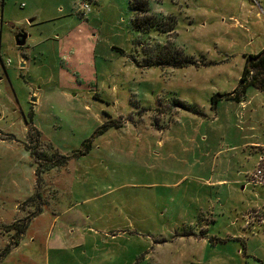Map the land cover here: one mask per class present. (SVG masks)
<instances>
[{"label": "rangeland", "instance_id": "obj_1", "mask_svg": "<svg viewBox=\"0 0 264 264\" xmlns=\"http://www.w3.org/2000/svg\"><path fill=\"white\" fill-rule=\"evenodd\" d=\"M92 1L0 4V264H264V0Z\"/></svg>", "mask_w": 264, "mask_h": 264}, {"label": "trees", "instance_id": "obj_2", "mask_svg": "<svg viewBox=\"0 0 264 264\" xmlns=\"http://www.w3.org/2000/svg\"><path fill=\"white\" fill-rule=\"evenodd\" d=\"M4 0H0V4L3 3ZM132 5L138 9L140 12L133 18V22L136 28L141 30H147L150 27L158 28L160 21L162 19L158 16H154V14H150L148 12V0H133ZM157 19V20H156ZM166 48V47H164ZM170 52V50H169ZM176 58V56H175ZM170 62V60H168ZM194 61L189 58H184L174 66H184L189 63H193ZM162 63V60L159 59L155 63L145 64L146 66L159 65ZM171 65V64H169ZM254 85L255 87L264 90V49L256 54H249L246 56V63L240 78L239 87L235 89L234 93L244 92L248 85ZM237 99H239V95H237ZM33 131L36 128H31ZM37 131V130H36ZM31 150L30 147H28ZM32 152V151H31Z\"/></svg>", "mask_w": 264, "mask_h": 264}, {"label": "built area", "instance_id": "obj_3", "mask_svg": "<svg viewBox=\"0 0 264 264\" xmlns=\"http://www.w3.org/2000/svg\"><path fill=\"white\" fill-rule=\"evenodd\" d=\"M93 1H97V0H93ZM92 1V2H93ZM81 9L79 10L83 15L87 14L88 12H90L91 10V5L88 1H85L84 3H82L80 5ZM262 158V157H261ZM256 176H258L260 178V183H263V180L261 179V177L263 178V173H262V170L261 169H258L257 172H256ZM264 225V223H263Z\"/></svg>", "mask_w": 264, "mask_h": 264}, {"label": "water", "instance_id": "obj_4", "mask_svg": "<svg viewBox=\"0 0 264 264\" xmlns=\"http://www.w3.org/2000/svg\"><path fill=\"white\" fill-rule=\"evenodd\" d=\"M33 19H31L30 21H32ZM28 34L24 29L19 30L18 32L15 33L14 38H15V42L18 46H23L26 44L27 38H28Z\"/></svg>", "mask_w": 264, "mask_h": 264}, {"label": "crops", "instance_id": "obj_5", "mask_svg": "<svg viewBox=\"0 0 264 264\" xmlns=\"http://www.w3.org/2000/svg\"><path fill=\"white\" fill-rule=\"evenodd\" d=\"M250 144H251L252 146H254V147H261V148L264 147V144H260V143L255 142V141H254V142H251ZM65 232H66L67 234H69V230H66ZM69 235H70V234H69ZM180 238H181V237H180ZM60 241H61V239H60Z\"/></svg>", "mask_w": 264, "mask_h": 264}]
</instances>
